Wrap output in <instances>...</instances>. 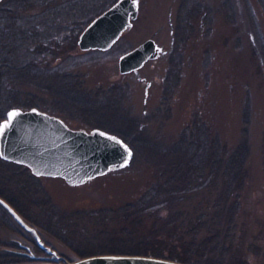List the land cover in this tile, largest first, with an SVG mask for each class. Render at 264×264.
I'll return each instance as SVG.
<instances>
[{"label": "rangeland", "instance_id": "374dc122", "mask_svg": "<svg viewBox=\"0 0 264 264\" xmlns=\"http://www.w3.org/2000/svg\"><path fill=\"white\" fill-rule=\"evenodd\" d=\"M40 14L41 11L35 10V17ZM185 22L191 28L181 34ZM149 37L163 47L161 54L148 60L138 71L121 73L118 64L121 54ZM178 40H181L179 45ZM262 46L264 0H140L137 17L109 49L82 50L77 41L73 48L67 45L60 54L49 56V63L53 62L49 75L53 73L55 77L54 73H59V84L69 82L82 95L80 99H85V104L59 101L62 98H57L47 87L57 85L56 82L51 80L47 85L49 82L36 80L42 77V66L49 63L35 61L32 76L35 83H30L31 88L21 89L29 88L36 100L48 108L39 109L62 117L72 127L90 130L99 126L88 111L101 107L97 118L111 120L117 128L127 126L126 130L138 135L135 139L143 144L137 145L138 152L134 151L129 165L111 169L80 185H71L59 176L35 178L30 170L25 193L33 206V218L36 197L38 202L46 199L66 214L75 217L77 213L82 214L77 218L79 239L94 240L97 216L109 218L108 229L118 227L119 221L111 219V211L135 200L155 176L173 172L168 159L162 160L168 158L167 151L175 147L181 129L192 120L193 114L200 113L205 124L225 143L249 146L243 186L233 196L240 203L234 220L229 225H226L228 221L224 223V234L217 245L219 261L221 264H264ZM147 81L151 85L146 94ZM35 183L39 189L35 190ZM202 190L173 207L176 216H183V222L188 223L197 208L206 206V202H200L210 191L206 188L201 193ZM155 220L153 216L148 218L145 227H152ZM20 232L24 243L35 247L36 254H45L38 251L36 241L34 246L31 233L0 204V255L16 251L15 238L20 237ZM45 239L64 256L77 257L54 236L47 233ZM28 255L22 257L31 260L17 264L58 263H41Z\"/></svg>", "mask_w": 264, "mask_h": 264}, {"label": "trees", "instance_id": "16d2710c", "mask_svg": "<svg viewBox=\"0 0 264 264\" xmlns=\"http://www.w3.org/2000/svg\"><path fill=\"white\" fill-rule=\"evenodd\" d=\"M112 2L0 0V121L13 106H36L48 110L42 101L36 100L33 92H29V88L24 91L21 89L31 88L30 85L35 83V77H32L35 75V61L41 59L43 63H49V56L60 54L65 50L64 46L72 45L73 48L84 27ZM35 10L41 11L39 17H35ZM29 12H34V15H27ZM189 27L187 22L183 23L180 33L189 31ZM177 42L179 45L181 40ZM261 52L264 57V46ZM50 63L46 67L42 66V77L36 80L49 82L47 85L52 83L51 80L56 82L57 85L47 87L57 98H62L59 101H80L85 104V99H80L82 95L75 92L69 82L59 84V73H54L55 77L53 73L49 75V67L53 62ZM37 83L42 85L41 82ZM100 109L91 108L88 111L95 125L120 135L135 153L138 152L137 145L140 142L135 139L138 135L134 136L126 130L127 126L117 128L111 120L97 118ZM104 109L112 112L109 107ZM191 119L181 129L175 147L167 151L168 158L162 160L168 159V166L173 172L155 176L135 200L112 210L111 219L119 221L118 227L108 229L109 218L106 215L97 216L94 240L77 237V218L82 214L77 213V217L66 214L46 199L40 203L35 197L34 219L33 206L25 193L29 186L27 173L31 169L1 156L0 196L35 225L44 239L47 233L54 236L71 249L76 258L97 253L149 254L194 264H221L217 245L224 234V223L228 221L226 225H229L234 220L237 203H240L233 196L243 186L249 146L246 143L236 146L225 143L220 135L213 133L205 124L207 122L200 113H194ZM35 178L38 176L35 175ZM38 187L35 183V190ZM14 188L20 190L12 191ZM203 188L210 191L200 202H206L207 207L197 208V212L188 218L189 222H183V216H176L173 207L187 202L191 194ZM152 216L159 221L155 220L152 227L146 228V220ZM176 218L180 224H177ZM38 251L44 252L40 248ZM29 260L26 256L12 253L0 255L1 264Z\"/></svg>", "mask_w": 264, "mask_h": 264}, {"label": "water", "instance_id": "95a60500", "mask_svg": "<svg viewBox=\"0 0 264 264\" xmlns=\"http://www.w3.org/2000/svg\"><path fill=\"white\" fill-rule=\"evenodd\" d=\"M140 0H115L94 16L78 38L82 50L109 49L128 28L139 12ZM163 47L149 37L119 57L121 73L138 71L148 60L158 57ZM145 79V78H144ZM151 81H147L146 94ZM19 113L0 132V156L27 165L37 176L63 177L71 185H80L111 169L130 164L134 150L120 135L100 127L90 130L70 126L62 117L38 107H11L8 114ZM0 204L31 233L45 254L31 252L41 263L57 264H194L149 254L97 253L70 259L48 244L38 228L28 222L7 200ZM28 247V246H27ZM29 248V247H28Z\"/></svg>", "mask_w": 264, "mask_h": 264}, {"label": "flooded vegetation", "instance_id": "af4514ba", "mask_svg": "<svg viewBox=\"0 0 264 264\" xmlns=\"http://www.w3.org/2000/svg\"><path fill=\"white\" fill-rule=\"evenodd\" d=\"M5 208V207H4ZM5 210L8 212V210L5 208ZM9 213V212H8ZM10 214V213H9ZM11 215V214H10ZM12 216V215H11ZM13 217V216H12ZM14 218V217H13ZM15 219V218H14ZM32 235V234H31ZM20 237H16L15 241H16V247L15 250L16 251H12V253L16 254L17 256H22V255H26V254H30L31 252L35 253V247H32V245L29 244H25L23 241V233L20 232L19 234ZM32 241V243L35 246V237L32 235L30 238ZM29 248H28V247ZM30 256V255H28Z\"/></svg>", "mask_w": 264, "mask_h": 264}, {"label": "snow or ice", "instance_id": "6c2138e0", "mask_svg": "<svg viewBox=\"0 0 264 264\" xmlns=\"http://www.w3.org/2000/svg\"><path fill=\"white\" fill-rule=\"evenodd\" d=\"M19 113L17 112H12L8 114V121L6 124L0 126V132H3L5 128H7L10 124L13 118H15L16 116H18Z\"/></svg>", "mask_w": 264, "mask_h": 264}]
</instances>
